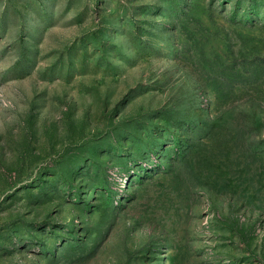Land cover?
I'll use <instances>...</instances> for the list:
<instances>
[{
    "label": "rangeland",
    "instance_id": "obj_1",
    "mask_svg": "<svg viewBox=\"0 0 264 264\" xmlns=\"http://www.w3.org/2000/svg\"><path fill=\"white\" fill-rule=\"evenodd\" d=\"M0 264H264V0H0Z\"/></svg>",
    "mask_w": 264,
    "mask_h": 264
}]
</instances>
